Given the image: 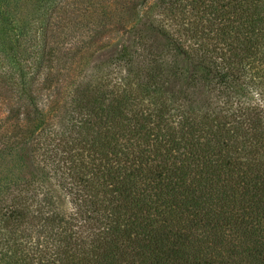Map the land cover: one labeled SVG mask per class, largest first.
Returning <instances> with one entry per match:
<instances>
[{"label": "trees", "instance_id": "trees-1", "mask_svg": "<svg viewBox=\"0 0 264 264\" xmlns=\"http://www.w3.org/2000/svg\"><path fill=\"white\" fill-rule=\"evenodd\" d=\"M158 3L161 56L124 43L62 104L70 34L49 14L0 36V157L63 110L35 132L42 183L0 179V264H264V0Z\"/></svg>", "mask_w": 264, "mask_h": 264}, {"label": "rangeland", "instance_id": "rangeland-1", "mask_svg": "<svg viewBox=\"0 0 264 264\" xmlns=\"http://www.w3.org/2000/svg\"><path fill=\"white\" fill-rule=\"evenodd\" d=\"M3 12L8 21L0 25V36L6 28L14 26L13 24L38 28L44 24L41 23L44 16L50 14L54 26L63 28L70 34L69 40L78 43L66 50V54L72 58L67 60L66 68L52 83L53 90L59 92V104L67 100V94L78 82H91L96 85L119 74L120 70L114 61L124 43L135 44L148 49V54L153 52L161 56V50L167 45L169 34L174 27L169 16H166V12L159 6L158 0H0V17ZM3 46V41H0V47ZM6 51L9 53V48ZM6 51L3 48L0 54ZM45 92H48V89ZM1 98L2 96L0 116L6 108ZM42 98L44 101L41 102H45L41 104L43 109L50 106L55 108L56 103L51 102V96L42 93ZM56 114L57 120H61L63 110L45 113L44 118L35 122L36 128L32 123L31 131L28 127L20 137L7 133L8 136L12 135L11 140H15L16 144L15 149L10 150L11 152L4 151L5 155L0 157V179L18 177L22 180L35 176L42 183L30 155L37 154L38 151L34 144L35 132L45 127L46 123H52ZM51 182L53 181L47 180L44 184L52 189L59 208L69 212V199Z\"/></svg>", "mask_w": 264, "mask_h": 264}]
</instances>
